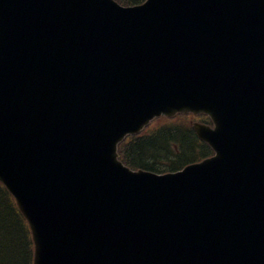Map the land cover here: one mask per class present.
Wrapping results in <instances>:
<instances>
[{"label":"water","instance_id":"water-1","mask_svg":"<svg viewBox=\"0 0 264 264\" xmlns=\"http://www.w3.org/2000/svg\"><path fill=\"white\" fill-rule=\"evenodd\" d=\"M189 112L214 158L117 161ZM0 182L34 264H264V0H0Z\"/></svg>","mask_w":264,"mask_h":264},{"label":"trees","instance_id":"trees-1","mask_svg":"<svg viewBox=\"0 0 264 264\" xmlns=\"http://www.w3.org/2000/svg\"><path fill=\"white\" fill-rule=\"evenodd\" d=\"M123 6L137 5L145 0H115ZM182 135L185 137H179ZM193 133L186 129L160 132L148 138H131L119 146L120 159L133 168L153 172L179 170L195 159ZM193 154V155H192ZM205 147L200 155L206 157ZM32 244L29 231L13 199L0 185V264H31Z\"/></svg>","mask_w":264,"mask_h":264}]
</instances>
